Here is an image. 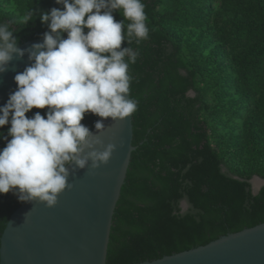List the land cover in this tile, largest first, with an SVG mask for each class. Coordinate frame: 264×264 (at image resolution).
<instances>
[{"label": "trees", "instance_id": "obj_1", "mask_svg": "<svg viewBox=\"0 0 264 264\" xmlns=\"http://www.w3.org/2000/svg\"><path fill=\"white\" fill-rule=\"evenodd\" d=\"M210 1L203 0L192 19L219 26L232 45L230 50L245 37L261 41L252 56L251 49L245 48L232 55L234 69L223 75L215 91L224 87L243 93L247 101L256 97L245 120L244 136L256 141L252 151L262 153L264 132L257 123L264 120V0H219L215 11ZM143 2L149 37L138 45L133 42L140 54L129 66L130 96L139 102L132 114L135 148L114 210L106 264L152 261L264 222V185L253 194L250 182L254 175L264 178V166H249L240 156L245 149H240L237 139L228 141L238 145L235 159L242 160L241 167L230 164L212 145L203 117L200 72L189 55L183 56L176 31L165 24L175 11L161 13L158 0ZM51 3L26 0V10L31 8L35 19L25 25L14 23L17 46L48 31L39 15L48 12ZM55 7L62 8L56 3ZM113 16L116 21L124 20L119 11ZM7 21L12 20L0 16V22ZM126 46L122 42L121 47ZM37 111L43 115L46 109L33 108L26 116ZM97 117L86 113L81 123L92 130ZM8 127H0V149L7 143ZM182 202H186L185 210ZM22 204L12 192L0 194V236L10 215Z\"/></svg>", "mask_w": 264, "mask_h": 264}, {"label": "clouds", "instance_id": "obj_2", "mask_svg": "<svg viewBox=\"0 0 264 264\" xmlns=\"http://www.w3.org/2000/svg\"><path fill=\"white\" fill-rule=\"evenodd\" d=\"M55 3L62 8L39 15L48 31L31 49L17 47L15 22H0V73L13 55L23 57L27 51L30 62L14 76L17 88L0 107V127L9 125L10 137H4L7 143L0 149V194L12 192L19 202L37 201L49 208L72 188L70 166L72 173L95 170L111 158L116 145H105L81 121L86 113L122 121L137 110L129 66L140 53L132 44L149 37L143 0ZM115 11L124 20L116 21ZM34 19L30 8L20 23ZM122 42L128 46L121 47ZM33 108L46 111L26 116ZM102 121L94 123L97 132L105 127Z\"/></svg>", "mask_w": 264, "mask_h": 264}, {"label": "water", "instance_id": "obj_3", "mask_svg": "<svg viewBox=\"0 0 264 264\" xmlns=\"http://www.w3.org/2000/svg\"><path fill=\"white\" fill-rule=\"evenodd\" d=\"M42 42L43 36L17 47L31 49ZM29 64L26 51L23 57L13 55L7 70L0 73V107L17 88L14 76ZM97 120H103L105 127L102 132L93 127V135L105 145H116L108 163L74 173L70 166L68 181L72 188L59 194L54 207L37 201L20 205L0 236V264H106L112 218L135 147L132 115L122 121ZM254 177L262 181L257 187L252 182ZM250 182L255 194L264 185V178L253 176ZM137 264H264V222L205 245Z\"/></svg>", "mask_w": 264, "mask_h": 264}, {"label": "rangeland", "instance_id": "obj_4", "mask_svg": "<svg viewBox=\"0 0 264 264\" xmlns=\"http://www.w3.org/2000/svg\"><path fill=\"white\" fill-rule=\"evenodd\" d=\"M202 1L158 0L157 9L161 13L175 11V14L170 16L165 24L171 30L176 31L180 37L179 44L183 56L189 55L192 64L196 65L200 72V79L203 80L201 83L204 98L203 117L208 125L212 145L230 164L234 163L241 167L242 160L236 161L235 159L238 145L228 141L237 139V143H241L240 149H245V152H241L240 155L243 159L245 158V162L253 168L264 166V141L260 140L263 151L259 153L256 150L252 151V148L256 146V141L246 140L244 136V128L248 126L245 120L256 97L247 101L243 93L237 90L232 92L228 88L220 87L219 91H215L223 75L229 74L234 69L231 64L232 55L245 48L251 49L249 55L252 56L261 47V41L245 37L237 48L230 50L232 45L225 40L219 26L212 25L211 21L203 23L192 19L200 10ZM220 5L219 0H212L209 3L214 11L219 9ZM26 12V0H0V16L5 15L15 23H20ZM228 37L232 39L231 31ZM234 76L238 77L237 71ZM189 95H193V92L190 91ZM243 100L245 101L242 102ZM257 124L260 129H263L261 131L263 133L264 120H260ZM260 139H264V136L261 135ZM255 182L258 184L257 180ZM184 205L182 202L183 210L186 209Z\"/></svg>", "mask_w": 264, "mask_h": 264}, {"label": "bare ground", "instance_id": "obj_5", "mask_svg": "<svg viewBox=\"0 0 264 264\" xmlns=\"http://www.w3.org/2000/svg\"><path fill=\"white\" fill-rule=\"evenodd\" d=\"M255 180H257L258 184H256ZM252 182H253V185H254L255 187H257V186L260 185V183H261L262 181H261V179H259V178H257V177H254Z\"/></svg>", "mask_w": 264, "mask_h": 264}]
</instances>
